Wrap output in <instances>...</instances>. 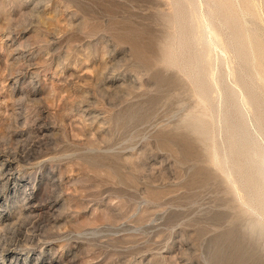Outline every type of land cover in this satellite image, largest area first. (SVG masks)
Wrapping results in <instances>:
<instances>
[{
  "label": "rangeland",
  "instance_id": "1",
  "mask_svg": "<svg viewBox=\"0 0 264 264\" xmlns=\"http://www.w3.org/2000/svg\"><path fill=\"white\" fill-rule=\"evenodd\" d=\"M175 1L0 0V264H264L260 217L212 162L216 88L209 136L186 123L209 113L166 62ZM228 4L264 56V0ZM211 61L232 88L234 55Z\"/></svg>",
  "mask_w": 264,
  "mask_h": 264
},
{
  "label": "bare ground",
  "instance_id": "2",
  "mask_svg": "<svg viewBox=\"0 0 264 264\" xmlns=\"http://www.w3.org/2000/svg\"><path fill=\"white\" fill-rule=\"evenodd\" d=\"M228 1L205 0V10L199 11L198 0H176L173 7L175 8L173 38L177 43L175 47L169 46L166 62L177 67L191 79L195 90L207 107L208 115L197 114L198 116L193 117L192 114L193 116L186 121L188 127L199 135L209 134L210 129L207 124L213 109L207 94L211 89H217L219 98L223 100L219 114L222 116L226 148L220 153L215 150L211 155L212 162L231 184L241 187L240 189L246 192V204L260 217V220L251 221L253 223L250 224L249 229L264 234V97L259 95V87L256 85L260 83L264 87V56L257 38L247 30L244 21L234 13L235 9L233 10ZM214 48L222 52L230 51L240 64L239 69L229 72L233 78L232 88L222 85L220 80L205 82L208 70H212L211 54ZM189 51L192 55L184 59V54ZM252 63H257L259 72L253 73L249 70L248 66ZM248 114L252 117L256 137L251 136L247 126ZM202 136L199 138L202 139ZM214 147L216 149V145ZM5 175L0 174L1 177L4 176L0 191L8 181V176ZM26 257L27 254L23 259L26 260Z\"/></svg>",
  "mask_w": 264,
  "mask_h": 264
}]
</instances>
